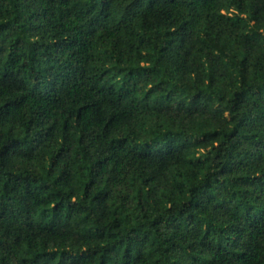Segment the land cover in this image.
I'll return each mask as SVG.
<instances>
[{"label": "trees", "instance_id": "trees-1", "mask_svg": "<svg viewBox=\"0 0 264 264\" xmlns=\"http://www.w3.org/2000/svg\"><path fill=\"white\" fill-rule=\"evenodd\" d=\"M0 264H264V0H0Z\"/></svg>", "mask_w": 264, "mask_h": 264}]
</instances>
